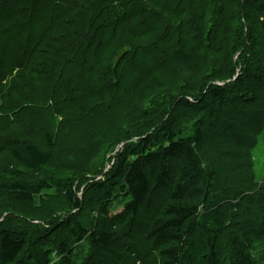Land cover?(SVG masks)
<instances>
[{
	"label": "trees",
	"instance_id": "obj_1",
	"mask_svg": "<svg viewBox=\"0 0 264 264\" xmlns=\"http://www.w3.org/2000/svg\"><path fill=\"white\" fill-rule=\"evenodd\" d=\"M79 1L37 0L33 5L34 0H0V28L8 26L3 31L20 40L13 51L7 52L10 61H0L3 69L0 70V86L6 87L9 80L10 90L18 79L25 83V78L32 75L35 91L42 94L41 99L33 100L45 109L34 112L48 114L42 128H36L40 131L36 137L35 131L22 124L28 118L18 115L21 110L31 109L29 103L26 107L15 103L11 108L18 110L14 113L0 111V199L8 192L9 199L34 207L31 212L39 217L36 223L30 221V216L23 222L27 228L35 226L39 232L46 228L45 239L39 236L36 240L19 229L0 230V264H74L75 246L86 239L95 247L96 253L103 254L114 237L112 226L120 225V220L126 217H137L141 208L146 213L144 228L145 236L151 241L149 251L156 250L161 257L158 262L151 257L149 264H260L252 257L251 249L255 244L264 243V185L258 184L253 172L251 149L256 144V137L263 132L255 127L251 134L254 139L243 156L246 162L249 161L246 169L252 176L249 173L247 182L234 191L217 175L216 168L211 165V161L215 163L217 158L210 156L207 147L208 137L214 132L211 127L220 123V105L229 102L232 94L246 90L256 92L252 97L244 98L243 95L242 100L251 98V101L247 102L245 109L239 105L236 108L242 118L254 116L253 112L258 113L257 110L261 115V110L264 113V100L257 102L260 96L264 98V0H189V3L182 0L180 7L170 6L173 0H141L135 1L136 7L131 8L130 13L126 6L117 11L114 0H104L101 8L105 12L96 13L87 21L76 10ZM122 2L124 4V0ZM195 5H200L199 13ZM141 9L142 12L155 11L159 16L165 15L154 21L164 24V29L169 32L177 30L182 16L197 17L198 28L193 30V35L190 32V35H184V39H178L180 49L178 46L168 49L174 56V72L185 77L180 82H185L183 91L178 95L170 91L160 93L159 96L168 103L163 111L142 120L135 132L134 127L128 129L131 133L124 137L127 144L116 163L115 178L103 179L95 186L94 190L101 193L93 209L94 215L81 220L80 214L84 215L82 208L85 207L75 196V178L61 181L66 189L56 198L58 205L55 207L42 210L39 205L33 206L36 197L44 198V191L51 189L56 180L55 169L49 165L56 163L58 154L68 159V175L82 167L76 159V149L70 147L62 136L58 138L55 132H61L63 123H67L70 131H83L82 123L87 114L93 113L92 104L99 99L92 87L84 98L78 89L82 84H72L66 69L73 66L75 69L72 70L82 75L84 63L89 62V46L96 44L97 61L99 59L96 66L103 65L108 58L110 70L115 75L118 76L123 69L132 80L131 74L136 71L126 69L123 58L127 54L136 55L138 48L129 45L131 42L148 37L147 30L137 24V15L141 14L138 10ZM235 9L240 15L235 13L232 25V18L227 16ZM77 18L78 24H72ZM160 36L156 38V46ZM174 38L170 36L168 42ZM236 55L241 59L239 75ZM222 60L226 62L222 63ZM150 62L149 58H144L139 66L150 72L149 77L152 75ZM211 62L220 69L214 73H211L212 69L209 72L206 69L203 72L206 77L202 75L194 87L188 86L190 72L197 71L202 63L209 68ZM61 63L65 72L59 70ZM223 64L230 66L222 68ZM5 66L8 70L4 69ZM42 70L45 78L53 80L50 85H45L44 79L34 77ZM30 71L35 74L30 75ZM212 75L218 78L217 83L211 79ZM116 78L111 77L117 84ZM62 83L66 84L65 88L61 87ZM66 91L73 92V96H62ZM12 97L9 99L15 102ZM102 97L103 106L113 113L108 95L103 93ZM179 106L192 109L188 117L191 120L197 117L194 127H187L184 134L175 118ZM172 109L176 110V115L170 113ZM169 113L171 119L164 120ZM232 117L229 115L225 119L232 122ZM17 125L21 126L20 132L16 130ZM114 131L110 128L102 141L110 140L109 144L114 146L119 141L118 131ZM111 139L116 140L112 142ZM102 149L103 156L100 155L99 160L105 156L104 143ZM3 155L17 165L10 167L4 163L1 160ZM37 175L49 176L52 181L45 184L44 178L39 179ZM32 176L37 178L31 181ZM114 190L123 208L117 215L110 212L117 198H114ZM215 192L221 193L216 200L213 199ZM59 201H66L70 209L77 212L69 215L72 220L69 224L58 225L52 230L59 223L49 224V219L64 207ZM7 208L10 214L17 213L15 209ZM222 253L225 259L219 263Z\"/></svg>",
	"mask_w": 264,
	"mask_h": 264
},
{
	"label": "rangeland",
	"instance_id": "obj_2",
	"mask_svg": "<svg viewBox=\"0 0 264 264\" xmlns=\"http://www.w3.org/2000/svg\"><path fill=\"white\" fill-rule=\"evenodd\" d=\"M36 1L37 0H34L33 5ZM122 1L123 0L113 1V4H115L117 11H122L126 6V11L130 13V9L136 7V5L134 4L135 1L141 0H129V2H125L126 0H124V4ZM173 1L170 6L172 4H175L176 6L180 7L179 4L182 0L175 2ZM186 2L189 3V0H186ZM103 4H105L104 0H81L75 6L76 10L79 11L80 15H83L84 20L87 21L86 19L92 18L94 14H103L105 12L101 8ZM182 4L183 2L181 3V5ZM198 8H200V5H198L197 7L195 5V9H197L198 11L197 13H199L200 11ZM138 11H140L141 14L137 15V24L142 26V29L147 30L148 37L143 41L137 40L131 42L132 44L129 45H133L134 47L137 46L138 48L136 55L129 56V54H127L126 57L123 58L124 67L128 70H131L132 72L136 71V74H131L132 80L127 75L128 72L124 74L123 69L120 70V74H118V76L115 75V72L110 70V60L108 58H106L103 65L96 66V63L99 62V59L97 61L96 44L89 46V62L87 61L84 63V70L82 75H79L76 71H73L72 69H75V67L73 66H70V69H66L65 72L64 64L61 63V65H59V70L71 75L72 84H82V87H78V89L81 90L80 93H82L84 98L86 94L89 93V89H91L92 87L93 91H95V97H98L99 99L95 100L92 104V107L94 108L92 110L93 113L87 114V117L83 121V131H70L68 129L67 123H63L61 125V132L59 130L55 132L58 138L62 136L63 139L68 142V145H70V147L76 149V153L78 154V158L76 159H79V163L82 165V167L76 173L68 175V169L70 170V167L67 165L68 159L67 157L59 156L58 154L56 163L49 165V167H54L55 169L54 173L56 180L53 181L51 189L44 191V198L36 197L35 204H32L33 206L38 207L36 205H39L40 207L38 208H41L42 210H46L50 207H55V205H58V200L56 198L61 195L62 190L66 189V186H64L61 181L64 178H75L73 185L75 196L79 197L83 201V206L85 207L82 208L84 215L80 214L81 217H83L81 220H87L90 215L93 214V209L96 207V204L99 201V195L101 193L94 190L96 188L95 186L103 179L113 180L115 178L114 172L116 163L119 160V156L125 150V144H127V141H124V137L129 136L128 134L131 133V131H128V129L134 127L132 130H134L135 132V129L141 125L140 123L142 120L151 115L156 116L159 114V112L163 111V107L167 106L168 103L166 102V99L159 96L160 93L163 94L166 91H170L171 93L178 95L183 91L182 85L185 82H180L185 80V77L179 76L177 72H174V56L173 53L169 52L168 49H174L177 48V46L180 49L181 45H178V39H184V35H186L187 33L189 34L190 32H192L193 35V30L198 28L197 17L189 14L182 16L181 18H179V25L177 30L169 32L164 29V24H159L158 22L155 23L154 21L163 18L165 15L159 16L157 15V13H155V11L142 12V9ZM232 11H229L228 16H226L232 18L231 23L233 25V16L237 15L235 13L238 12V9ZM239 13L240 12H238V14ZM78 22L79 18H77V20L74 19L72 24L77 25ZM75 25L73 26V28L75 27ZM7 27H4L3 29H8ZM3 29L0 30V61H10V55L7 52L13 51L15 45H17L20 40L13 38L10 34L5 33ZM161 33L162 35L160 36ZM159 36V42L156 46V38H158ZM170 36H174L175 38L172 42L169 43L168 39L170 38ZM126 41L128 42L130 40ZM163 41L167 42V44H165ZM144 58H149L151 60L149 68L152 72V75L150 77V72L148 73L147 69L139 68V66H141V61L144 62ZM33 59L35 60V56ZM240 60L241 59L238 58V55H236L235 61L238 62V64L236 65V71H238L237 75L241 74ZM222 61V63L226 62L224 60ZM189 64L187 65L188 67H190ZM214 65L215 63L211 62V65H209L208 68L207 64L202 63L201 66L197 68V71L190 72V74L188 73L189 75H187L188 77H190L189 81H187L188 86L191 85L192 87H194V85L197 84V82L200 80V77L202 75H205L203 74V72L206 69L208 70V72L212 69L211 73H214L215 71L220 69V66L217 65L216 67ZM229 66L230 65L227 64L226 67V65L223 64V66L221 67L228 68ZM232 67L234 68V65H232ZM4 69H6V66L4 67ZM0 70L3 69L0 68ZM234 72L235 69L233 73ZM29 73L30 75L35 74L32 71H30ZM37 73L38 74L34 77L44 79L43 83L45 85H50L53 82L51 78H45V73L43 70ZM31 76L25 78V83H22L18 79V82H15V85L10 90L9 80H7L8 85L6 87H4V85L0 86V111L14 113V111L17 112L18 110L14 108L13 111V109L11 108L13 107V105H15V103L25 104L24 107H26V103H29L31 105V109H28L27 111L21 110L22 112L19 111L18 115H23V117L28 118L27 120H24L22 124L27 129L35 131L37 135L36 137H38L40 131L36 128H42V123L48 114H39L37 112H34H42L45 109L43 106L39 105V103H35L33 100L41 99L42 94L40 91H35L37 89L34 86L35 82ZM111 77H117V84L116 82H113L114 79H111ZM207 78L210 79L209 76H207ZM211 79L214 80V82L218 80V78L214 77L213 75L211 76ZM65 86L66 84L62 83L61 87L65 88ZM188 86L186 87V89H188ZM103 93H106L108 95L113 113H109L105 106H103ZM255 93V90L237 92L232 94V98L229 102L222 103L220 105V123L211 127L212 131L214 132H212V135L208 137L207 151L210 153V156H215L217 158L215 163L214 161H211V165L216 168L219 178L224 180L227 184L226 186H228L232 191L236 190L239 185L247 182L246 179L250 171L246 169V165L249 163V161L246 162L243 155L247 153L246 147L249 146L251 140L254 139L252 138L251 134H253V132L255 131V127H258V129L263 133H260L259 136L256 137V144L251 149L253 172L258 184L264 185L263 110H261L263 115L260 114V110H257L258 113L253 112L254 116L251 115L246 119L242 118V113L237 112V110L239 109H236L238 105L239 107H243V109H245L244 107L247 102L251 101V98L242 100L243 95L244 98L246 96L252 97L251 95H254ZM70 94L73 96V92L68 91L61 95L67 96ZM11 96H13L12 99L15 102L9 99V97ZM261 99L264 100V98L260 96L257 102L261 103ZM175 111V109H172L170 113L176 115ZM31 112H34V114ZM191 112L192 109L189 107L179 106L178 108V113L175 118L178 121V127H182V134L186 133L187 127H194L193 124H195L194 122L197 117H193L192 120L188 118ZM170 113L164 118V120L171 119ZM68 115H71V112ZM229 115L233 116L232 122H228L225 119V117ZM15 117H17V115H15ZM59 117H62V115L59 114ZM1 125L2 122L0 121V126ZM110 128H114V132L118 131L116 133L117 139L121 141V143H119V141L116 142V146H112L111 144H109L110 140L102 141L103 137L107 134V131ZM16 130L20 132L21 126L17 125ZM115 140L116 139H111L112 142H115ZM132 140L135 141L136 139ZM103 143L106 147L104 156L105 160H99V156H103ZM1 160L4 163H8L10 167H14L17 165L6 155H3ZM84 169H87V171H84ZM37 176L39 179L41 177L44 178L45 184L46 182L51 183L49 182V180H51L49 176ZM35 178L37 177L32 176L31 181H33V179ZM114 193L115 198L117 197V192L114 190ZM218 195L220 196L221 193L215 192V194H213V199L216 200L218 198ZM1 196L3 197V199H0V221H2V223L0 222V230L8 229L18 231L17 229H19L20 231H23L27 237L32 236L36 240L40 236L41 239H45V227H43L44 229H41L39 232L38 229L35 228V226H33V228L28 227V229L27 224L23 222L26 219L25 217L30 216V221L36 223V220H38L39 217L36 214L33 215V213L31 212V208L34 207L26 203H18L14 199H9L11 195L8 192H5L4 195ZM59 202V205H63L64 207L61 209V212L51 218L52 220L49 219L51 221L49 224H52L55 221L59 223L55 225L52 230L56 229L58 225H63L62 227H64L65 225L69 224L72 221L69 215H74L77 212L73 208L70 209V206H68V203L66 201ZM113 202L114 203L110 208V212L113 213V215H117L123 210L122 202L118 197L115 198ZM7 207L15 209L17 213L10 214L8 212L10 210ZM76 216L80 217L79 214H76ZM145 220L146 213L143 208H141L140 210H138L137 217H126L125 219L120 220L122 221L120 225H113L114 227L112 226V230H114V237L109 248L103 250V254H98L95 252V247L90 244L89 239L84 240L82 243H80L82 245L79 244L75 246L76 250L73 255V263L149 264V262L151 261V257L154 259V261H160L161 257L158 251H149L151 241L148 237L145 236ZM251 255L257 262H259L260 264H264V243L255 244V246L251 249ZM224 259L225 255L222 253L220 255L219 263H221V261Z\"/></svg>",
	"mask_w": 264,
	"mask_h": 264
},
{
	"label": "bare ground",
	"instance_id": "obj_3",
	"mask_svg": "<svg viewBox=\"0 0 264 264\" xmlns=\"http://www.w3.org/2000/svg\"><path fill=\"white\" fill-rule=\"evenodd\" d=\"M180 84V83H179Z\"/></svg>",
	"mask_w": 264,
	"mask_h": 264
}]
</instances>
